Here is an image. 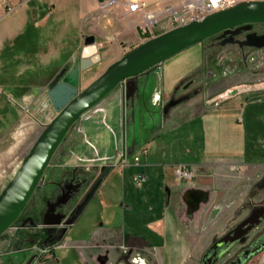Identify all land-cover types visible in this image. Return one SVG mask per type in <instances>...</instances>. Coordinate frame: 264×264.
I'll return each mask as SVG.
<instances>
[{"label": "crops", "instance_id": "crops-1", "mask_svg": "<svg viewBox=\"0 0 264 264\" xmlns=\"http://www.w3.org/2000/svg\"><path fill=\"white\" fill-rule=\"evenodd\" d=\"M100 1L88 0L87 7L69 25L56 17L57 12L50 19L31 22L30 2L22 7V14H14L1 21L0 194L22 165V161L16 162L14 156L19 145L27 139L28 128L37 127L43 117L48 119L54 111L47 93L55 71L65 68L71 60L68 57L58 63L53 58V49L39 55L35 48L41 42L45 46L59 42L67 47L71 39L74 41L72 47L78 44L87 27L95 28L107 17L99 9ZM127 22L128 28L124 33H135L140 37L139 32L131 28V20L127 19ZM54 31L59 33L54 36ZM31 32L33 34L30 35ZM204 44L197 46L202 48L201 53L196 52L192 60L183 58V54L164 62L150 75L157 82L154 94L160 96L163 103L181 86L193 83L192 87L202 86L204 97L198 103L206 108L202 114L179 123L177 115L168 116L158 132L143 146L142 149H146L141 156L145 157L144 163L134 164L129 171H133V176L141 173L147 176L144 184L147 186L143 187V193L139 192L143 194L139 199L132 191L124 203L118 198L104 199L111 177L122 175L125 188L128 164L123 168L120 158L114 160L117 164L109 169L108 177L96 196L100 198L102 211L93 230L86 241L67 245L70 251L78 253V264H117L122 252L119 248L131 246L135 251L128 264H200L216 240L222 239L256 210L264 208V136L259 137L255 133L258 126L264 127V93L225 96L229 88L253 83L256 78L241 68L238 59V69L221 78L217 67L223 64V59L220 57L216 63L210 46L205 47ZM34 53L38 55L33 56L32 64L20 65L19 60L30 58ZM55 62L58 65L52 67ZM122 93L119 88L103 102L109 119L113 116L111 124L119 130ZM115 113L118 117H114ZM97 119L88 125L87 132L92 142L104 150L102 156L111 157L114 148ZM188 122L200 123L204 137L202 151L192 158L193 161L184 160L179 154H166L167 148H173L175 142L160 141L161 131L166 128L175 130ZM107 149L109 152H105ZM151 149L153 153H150ZM81 153L90 156L85 150ZM185 153L188 157L191 155V151ZM135 154L137 151L126 160ZM179 167H185L192 173L190 182L177 181L176 169ZM149 176L154 177L152 184L155 186L148 185ZM151 192H155L153 197H150ZM192 192L200 194L204 201L189 214L185 197ZM147 203L148 207H145ZM117 218L124 222H117ZM263 227L248 237L250 241ZM70 233L71 228L67 235ZM66 241L70 239L65 238L61 248L66 247ZM240 249L239 246L234 255ZM101 256L106 257L105 261H99ZM245 264H264V249Z\"/></svg>", "mask_w": 264, "mask_h": 264}, {"label": "flooded vegetation", "instance_id": "flooded-vegetation-1", "mask_svg": "<svg viewBox=\"0 0 264 264\" xmlns=\"http://www.w3.org/2000/svg\"><path fill=\"white\" fill-rule=\"evenodd\" d=\"M221 36L219 35L205 41L210 43V52L214 56L216 63L220 59L219 55H223L222 59L225 64L217 67L220 77L222 78L228 73L232 74L238 69L239 65H237L236 60L232 59V52L226 51L219 54L216 49L217 47L225 48L231 46L238 53L235 59L239 60L241 68L256 78L254 83L229 88L224 95L264 93V48L259 49L244 45L248 42L247 37L249 36L264 37V25H256L250 32H240L238 35L233 36L235 42H239L241 45L226 43L232 37L230 34L223 38ZM228 62L230 65L232 64L233 68L226 65ZM133 85L131 84L128 93H122V109L119 116L120 130L111 124L113 116L109 119L106 108H103V106L102 109L100 108L110 95L101 104L86 113L71 128L72 130L76 125L78 126L77 131L81 135L82 144L77 145L80 141L74 145L69 159L70 163L65 167L60 164L48 168L43 186L35 192L31 199L32 201L35 196H39V206H30V201L19 220L8 231L13 230L14 232L13 234H8L7 238H5L7 242L0 253V264H40L45 258H51L53 252L62 247L69 229L81 218L73 225L68 226L73 221L79 208L94 192L93 200L97 196L103 182L108 177L109 169L113 168L110 166L111 162L121 156L125 155L127 157V154H132L142 149L149 139L158 132L162 122L172 110L195 98L202 91L200 88H196L188 94H181L180 90H178L174 96L163 103L160 96L156 97L154 94L157 82L151 75L139 78L135 82L137 87L135 91L132 89ZM192 86L193 83L184 85L183 92H186ZM177 102H180V104L170 109L166 115L165 110ZM94 110L96 112L99 110L102 114L98 118V122L105 133L108 134L111 145L114 148L113 156L111 157L102 156L104 150L101 151L99 145L92 142L87 132L88 125L96 119L92 115L86 116L90 112H94ZM115 116L118 117L117 113L114 114ZM68 135L62 145L68 140ZM84 150L90 156H84L81 153ZM105 152H109V149ZM58 222H61V225L44 226L45 223L56 224ZM263 226L264 223L255 230ZM263 243L264 227L254 239L247 242L246 245L240 246L241 249L225 264H238V261L243 260L246 254L250 255L256 252L259 249V245ZM119 249L122 252L119 255L117 264H128L134 254L135 247H122ZM99 259V261L103 262L106 257L101 256Z\"/></svg>", "mask_w": 264, "mask_h": 264}, {"label": "water", "instance_id": "water-1", "mask_svg": "<svg viewBox=\"0 0 264 264\" xmlns=\"http://www.w3.org/2000/svg\"><path fill=\"white\" fill-rule=\"evenodd\" d=\"M264 25V2L244 3L228 11L210 16L202 22H195L186 27L171 30L153 38L137 49L127 53L119 61L109 66L106 71L88 88L81 91V74L101 62L99 48L94 37L85 40V47L80 61L70 70H63L50 84L47 97L56 118L47 126L36 140L29 153L24 157L20 169L12 181L0 194V238L19 220L35 192L45 180V174L51 162L64 142L71 128L89 111L101 104L109 95L121 88L128 93L131 84L143 76H149L165 61L183 51L222 35H232L226 43L235 42L233 36L240 32H250L254 26ZM244 45L264 48V37H247ZM241 45V44H240ZM180 102L170 105L165 113ZM131 154H127L129 157ZM117 161L110 164L114 167ZM264 185V184H263ZM95 192L77 211L73 225L84 213L94 198ZM204 201L198 193H189L185 197L188 213L195 212ZM264 223V208L256 210L246 221L230 231L222 239L216 240L205 253L200 264H218L233 248L246 245L248 237ZM59 226L47 224L44 226ZM264 249V243L252 254H246L238 264H245L250 257Z\"/></svg>", "mask_w": 264, "mask_h": 264}, {"label": "rangeland", "instance_id": "rangeland-1", "mask_svg": "<svg viewBox=\"0 0 264 264\" xmlns=\"http://www.w3.org/2000/svg\"><path fill=\"white\" fill-rule=\"evenodd\" d=\"M28 5V4H27ZM26 5V6H27ZM88 5V0H32L29 3V8L31 9L32 16H31V22H37L41 18L44 19H50L52 15L57 12V18L60 19L62 22H66L68 25L72 23L78 13L86 8ZM23 13V8L19 10V12L15 13L17 15H20ZM106 14L107 17L103 19L101 24L99 26H96L95 28L87 29L83 32V38L82 40L76 44L75 46H71L74 41L71 39L70 43H67V47H64L59 44V42H52L50 46H45L44 43H38L37 47L35 48V51L37 50L39 55L42 54L43 52L49 51V49H53V58L54 60L58 61H64L67 60L68 57L71 58V60L68 62L65 68L62 70H57L54 73L53 80L65 69V70H70L72 65L75 63H78L80 61V55L85 47V40L88 37H94L95 39V45L99 48V54L101 56V62L98 63L97 65H94L92 68L88 69L87 71L83 72L81 74V84H80V90L83 91L86 88H88L93 82H95L105 71L106 69L114 64L115 62L119 61L122 57H124L127 53L137 49L140 47L142 44L145 42L156 38L166 32H169L167 30H161L160 28L155 29L152 33L148 34H142L139 32L140 37H136L135 33L134 35H131L130 33L125 34L124 29L128 28V22L127 19L123 18V15L121 14L120 11L118 10H113L110 13H103ZM132 22V21H131ZM129 24H132L129 22ZM67 25V26H68ZM91 27V26H90ZM55 33H59L57 31H54V36ZM33 34L32 32L30 35ZM209 42H205L204 46L207 47L209 46ZM198 45H195L182 53L178 54L177 56L173 57L176 58L178 56H182L183 58H188V60H192L193 55L196 54V52L201 53L202 48L197 47ZM69 47V48H68ZM71 47V48H70ZM217 52L223 53L226 51L232 52L233 60H237L235 56H237V51L234 47L227 46V47H217ZM33 54L30 55V58H24L20 61V65L23 66H28L32 64L34 61L33 56L38 55ZM197 55V54H196ZM191 56V57H190ZM220 57L223 55L220 54ZM171 58V59H173ZM32 59V62H31ZM40 60V58H38ZM115 62H112V61ZM170 60V59H169ZM168 61V60H167ZM165 61V62H167ZM57 62L53 64L52 67H56L58 65ZM163 64V63H162ZM161 64V65H162ZM225 64V62H223ZM16 65V64H15ZM226 65L231 66L230 63H226ZM25 68V67H24ZM233 68V67H232ZM26 70V69H25ZM24 71V70H23ZM22 71V72H23ZM231 75V73L226 74ZM256 82V80H255ZM254 83V82H253ZM186 85V84H185ZM184 86V85H183ZM183 86L180 87V93L181 94H188L192 91H194L196 88H200L203 90L202 86H197V87H192L186 92H183ZM48 90V89H47ZM203 95V91L199 93L195 98L181 104L178 106L176 109L172 110L169 114L172 116L177 115V123L181 121L188 120L196 115H200L203 113L204 109L206 108L201 102L198 103ZM101 105V109L102 106ZM103 108H105L103 106ZM95 112V113H94ZM94 112H90L86 117H89L92 115L95 119L100 118L102 116L101 112L97 110V112L94 110ZM242 115V114H241ZM57 114L55 111H52L51 115L48 116V119L45 117L42 118L41 121H39V124L37 127L33 128H28V134H27V139L22 142L19 145V149L15 151V159L16 162L18 161H23L24 157L29 153L30 149L36 142V140L39 138L41 133L44 131V129L50 125L51 121H53L56 118ZM50 117V118H49ZM176 123V124H177ZM258 129H255V133L260 137L264 136V127L258 126ZM78 126L76 125L71 132L68 135V140L66 143H64L60 149L58 150L57 154L54 156L51 165L50 166H57V165H62V167H65L68 163H70V155L73 152V147L75 144L81 141V135L78 134ZM247 129H249V125L247 123ZM161 139L160 141L163 142H175L173 148L168 147L167 151L168 155L173 153L174 155L180 156V158L187 160V161H193L192 158L196 157L198 153H201L202 147H203V142H204V137H203V132H202V127L200 123L198 122H188L182 125H179L175 130H171V128H166L163 131H161ZM82 141L77 144L81 145ZM185 151H191V155L188 157V155L185 153ZM153 149L150 150V153H153ZM184 152V153H183ZM134 156H131L128 161V170L125 173V188H123L122 184V175L111 177L109 181V188L106 191V195L104 196L105 200H113L115 198H118L121 203H124V200L128 201L129 199V194L130 192L137 193L136 198L139 199L140 197L143 196V194L140 195L139 192L143 193L142 189L143 187L147 186V184L144 186H137L133 178L137 175L129 172L131 169H133L134 165ZM145 157H141L140 161L144 163ZM151 159V157H150ZM114 162V161H113ZM111 162V164L113 163ZM150 180H148V185H154L152 184L155 182L154 177L149 176ZM131 189V190H130ZM145 194V193H144ZM152 195L150 197H153L155 195V192H151ZM100 198L96 197L90 206L86 209V211L83 213L77 224L71 228V233L67 235V237L70 239V241H66V247L65 248H59L56 249L53 252V255L51 258H54V261H49L45 258L40 262V264H78V253H75L74 251H70L69 248H67L69 243H77V241H86L90 234V232L93 230V225L96 222V220L99 219V214L102 211L100 205H99ZM39 196H35V198L31 201L30 206H39ZM145 207H148V203L145 205ZM117 222H124L123 219L120 220L117 218ZM13 230L10 232H7L4 237L0 239V253L1 250L4 248L6 244L5 238H7L8 234H13ZM66 237V238H67ZM67 240V239H66ZM250 239L248 238V242ZM238 247L233 249L229 256L225 257L219 264H224L228 258L232 257L237 250ZM1 262V259H0Z\"/></svg>", "mask_w": 264, "mask_h": 264}, {"label": "built area", "instance_id": "built-area-1", "mask_svg": "<svg viewBox=\"0 0 264 264\" xmlns=\"http://www.w3.org/2000/svg\"><path fill=\"white\" fill-rule=\"evenodd\" d=\"M31 0H0V23L17 13ZM264 0H101L99 9L103 13L118 10L123 18L131 20L133 30L142 34L152 33L155 29L175 30L195 22H202L215 14L228 11L238 5ZM146 149L137 151L134 164L139 165ZM126 156L120 157L121 166L126 168ZM177 181L190 182L192 173L185 167L176 169ZM137 186L147 182L144 173L133 178Z\"/></svg>", "mask_w": 264, "mask_h": 264}]
</instances>
